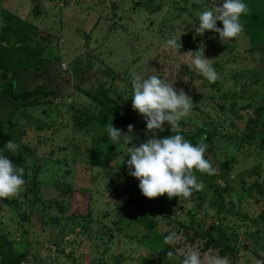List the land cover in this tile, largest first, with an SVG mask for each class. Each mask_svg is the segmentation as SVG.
Returning a JSON list of instances; mask_svg holds the SVG:
<instances>
[{
	"label": "rangeland",
	"instance_id": "rangeland-1",
	"mask_svg": "<svg viewBox=\"0 0 264 264\" xmlns=\"http://www.w3.org/2000/svg\"><path fill=\"white\" fill-rule=\"evenodd\" d=\"M222 2L0 0V51L15 68L2 81L0 114L28 172L19 196L0 199V237L8 238L0 242V264L5 252L11 264H181L189 248L204 264L215 257L264 264V0H243L244 30L227 43L195 31L198 13ZM180 36L179 52L166 46ZM7 38L16 42L10 51ZM45 47L47 57L40 55ZM201 47L215 83L189 67L188 51ZM21 63L28 71L16 68ZM133 73L169 80L193 101L180 134L208 145L205 158L216 171L195 172L205 188L187 200L146 198L129 175L122 140L105 160L111 122L123 132L134 126L132 144L152 135L131 106ZM99 83L131 123L98 121L99 105L83 90ZM24 100L41 103L11 114ZM163 131L176 134L167 122ZM172 232L180 241L165 244Z\"/></svg>",
	"mask_w": 264,
	"mask_h": 264
},
{
	"label": "clouds",
	"instance_id": "clouds-1",
	"mask_svg": "<svg viewBox=\"0 0 264 264\" xmlns=\"http://www.w3.org/2000/svg\"><path fill=\"white\" fill-rule=\"evenodd\" d=\"M249 12L248 5L243 0H223L210 10L198 13V27L195 31L203 35L206 31L219 34L222 42L227 43L236 39L244 30L241 17ZM223 27H218L217 22ZM166 46L179 52L182 47L181 36L166 40ZM194 68L209 83H215L218 74L212 66L211 60L205 56L203 47L196 51H188ZM195 53V55H192ZM132 88V109L142 115L146 121V129L152 133L151 137L138 145L132 144L134 126L129 124L127 132L115 128L112 122L106 131L112 142L123 141L127 145L129 159L126 165L129 175L139 181L141 193L149 199L162 197L165 194L169 199H189L193 192L203 191L205 185L198 180L195 172L213 175L215 168L209 159L205 158L208 145L201 140L193 144L181 135L180 122L187 117L193 101L183 89H176L174 83L157 75L144 77L133 73L130 78ZM165 122L170 125L171 133L160 138L158 133L164 130ZM132 144L131 147L129 145ZM19 145L12 140L6 142L4 150H0V199H9L19 196L26 183L25 170L17 166L4 154V151L16 154ZM181 237L172 232L164 237L165 244H175ZM169 258L172 252L167 253ZM181 264H204L200 252L189 248ZM208 264H228L227 258L215 257L208 260Z\"/></svg>",
	"mask_w": 264,
	"mask_h": 264
},
{
	"label": "trees",
	"instance_id": "trees-1",
	"mask_svg": "<svg viewBox=\"0 0 264 264\" xmlns=\"http://www.w3.org/2000/svg\"><path fill=\"white\" fill-rule=\"evenodd\" d=\"M5 14V13H4ZM4 20V18H3ZM24 25V23L22 24V26ZM20 26V27H22ZM32 28H34V26H31ZM9 37V36H8ZM8 39V38H7ZM9 44L6 46L7 48H4L5 50L8 49L9 51L13 48V46H15L16 42H11V38L8 39ZM46 47L42 48V50L40 51V55L42 56H46L48 55L46 53ZM3 50V48H2ZM0 51V95H1V91L8 88V85H6V87L2 84V81H4L7 76H8V72L11 70H15L14 67L11 66H6L4 63L6 62L7 56L5 55V53H3V51ZM31 54H33L34 57V61H35V57H38L36 54V50H33L31 52ZM47 57V56H46ZM11 59V58H10ZM33 61V60H32ZM38 65L41 67L42 63L41 60H38ZM36 63V62H34ZM37 64V63H36ZM37 65V66H38ZM18 70H23V71H28V69L30 68L29 64H25V63H21L18 67H16ZM17 70V71H18ZM44 87V86H43ZM13 89V88H12ZM12 89H9L10 91H13ZM48 89V88H47ZM7 90V89H6ZM38 91V87L35 88V90L31 91V92H22V95H24L26 98L29 97L30 94H36ZM83 92L89 96L94 102H96L99 105V112L97 115V119L100 123H106L107 120L112 119L113 122H115V120L117 121L118 124H126V123H131L130 120L126 119L123 114L120 112V110L118 109V107L116 106V104L114 103L112 97L110 96V92L108 90V88L105 87V85L103 83H99L98 84V88L95 90H83ZM41 103V102H40ZM39 102H37V100H24V101H19L15 104V107L13 109H11V114L20 107H29V106H36L40 104ZM168 135H172L168 132H159V137L162 138L164 136H168ZM9 140L13 141V137L11 135L10 132H7L5 130L3 121L1 119V114H0V150H4V146L6 144V142H8ZM117 145L118 142H112L110 140L109 142V146L106 152V161H110L111 158L115 155H117L118 151H117ZM4 154L7 155L13 162L15 165L23 167L25 170V175H24V179L26 181L25 184H27L28 182V172H27V167L25 166V160L23 155L21 154L20 151H17L16 154H13L11 152L8 151H4ZM232 179L229 178L227 185L228 187L232 188ZM238 193V197L242 196V193L237 192ZM76 195H84V192L78 191L76 193ZM8 238L3 235L0 237V242L2 240H7ZM232 251H234V249H232ZM2 253V252H0ZM4 256V261L3 264H11V262H13L12 257L13 255L9 254V252H5ZM157 264H160L159 262H157Z\"/></svg>",
	"mask_w": 264,
	"mask_h": 264
},
{
	"label": "water",
	"instance_id": "water-1",
	"mask_svg": "<svg viewBox=\"0 0 264 264\" xmlns=\"http://www.w3.org/2000/svg\"><path fill=\"white\" fill-rule=\"evenodd\" d=\"M113 6H116V4L115 3H113ZM245 245V244H244Z\"/></svg>",
	"mask_w": 264,
	"mask_h": 264
}]
</instances>
